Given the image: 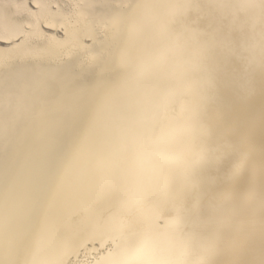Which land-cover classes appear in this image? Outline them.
Returning <instances> with one entry per match:
<instances>
[{
  "label": "snow or ice",
  "instance_id": "1",
  "mask_svg": "<svg viewBox=\"0 0 264 264\" xmlns=\"http://www.w3.org/2000/svg\"><path fill=\"white\" fill-rule=\"evenodd\" d=\"M0 264H264V0H0Z\"/></svg>",
  "mask_w": 264,
  "mask_h": 264
},
{
  "label": "bare ground",
  "instance_id": "2",
  "mask_svg": "<svg viewBox=\"0 0 264 264\" xmlns=\"http://www.w3.org/2000/svg\"><path fill=\"white\" fill-rule=\"evenodd\" d=\"M62 2L67 3V2H70V0H62ZM97 2L103 3V2H106V0H97ZM113 2H119V0H113ZM5 46H6L5 44L0 43V49L4 48Z\"/></svg>",
  "mask_w": 264,
  "mask_h": 264
}]
</instances>
